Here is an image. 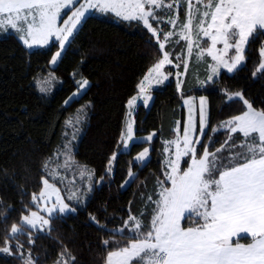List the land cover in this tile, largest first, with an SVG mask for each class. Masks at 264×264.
Instances as JSON below:
<instances>
[{"label":"snow or ice","instance_id":"1","mask_svg":"<svg viewBox=\"0 0 264 264\" xmlns=\"http://www.w3.org/2000/svg\"><path fill=\"white\" fill-rule=\"evenodd\" d=\"M197 5L203 6L193 9L192 0H184L187 6L185 20L179 22L178 35L186 41V47L191 54L194 45L199 49L197 60L206 52L213 63L205 81H200L201 86L207 82H214L221 69L227 73L238 70V66L245 61V48L249 38L256 32L264 33V0H196ZM179 0L165 4L164 0H0V31L9 28L15 30L18 38L28 48L33 46L48 45L55 38L60 50L52 55L50 63L56 64L65 45L74 41V32L77 26L86 18L89 10L99 13H114L117 18L127 22H142L143 25L158 40L160 34L165 39L174 35L173 31L158 33L153 23L163 21L158 15V10H176L175 16H170L167 23L175 25L179 18ZM69 9L71 15L59 24L62 10ZM195 35L196 40H193ZM70 37L72 41H70ZM207 38V47L200 46V39ZM217 45H222L218 48ZM165 44L159 43L163 49ZM260 62L256 71L264 74V46L259 48ZM232 52V55L229 53ZM179 59V57H178ZM169 53L165 51L147 74L137 85L138 93L132 96L127 104L128 108L136 104L137 100L147 106L151 100L148 94L153 83L162 84L168 79L163 69L166 64H172ZM180 67L179 64L176 65ZM187 71V63L184 64ZM182 73L177 72L179 77ZM51 76V74H49ZM255 75V72H253ZM51 80L37 82L41 93H47ZM87 79L77 81L78 95L88 85ZM178 91L181 82L177 81ZM231 100L233 96L243 100L246 110L222 122L219 128H211L210 133L223 131L228 139L220 148L209 151L207 144L201 143L208 127V116L205 109V97L199 98V132L193 117V103L195 99L188 96L183 103L188 105L189 115L186 124L181 129L177 122L178 133L171 141L165 142V170L164 179H157L159 188L157 199L148 197L153 204L151 220L144 225L142 218L128 216L123 221V227L109 231L111 235L129 236L128 243L121 246L118 241L105 239L102 241L106 250L110 244L112 250H107L105 264H264V109H256L243 98V94L225 93ZM72 98L70 97L69 100ZM69 101H65L67 104ZM87 106H85L86 108ZM120 135L124 149L129 147L135 139V120L131 111ZM87 118L84 108L78 110L75 125L78 126ZM78 127H74L73 138ZM233 134H242L241 142L226 148ZM155 133L142 137L145 142H150ZM212 141V136H208ZM63 146L65 155V168L68 167L70 158V145ZM174 146V151H171ZM197 146L200 148L198 153ZM238 149V150H233ZM149 148L145 147L135 157L137 162H142L148 157ZM187 157L188 159H185ZM116 160V153L109 158L106 174L112 173V165ZM182 165H187L183 167ZM48 171V162L45 163ZM53 179L56 174L50 173ZM87 175L89 181L93 173L85 168L80 172L81 180ZM129 180L135 179V174L129 168ZM63 179V178H61ZM103 180V177H101ZM71 183V182H70ZM44 190L39 195L33 194V201L38 204L44 202L41 209L48 218L39 215L37 211L24 215L21 225L13 224L10 233L5 237L4 246L0 252L11 253L13 247L20 254L23 264H34L31 253L23 252V244L18 237H27L29 244L33 243L31 232L43 230L50 225L52 213L75 212L55 184H50L48 179L43 180ZM92 190L91 183L86 189L80 191L73 187L66 188L69 192L67 200L80 202L81 197ZM52 194L55 201L48 205ZM143 215V214H141ZM91 219L103 228L96 221ZM27 228V231L24 229ZM241 234H248L250 242L241 243ZM11 240L17 242L13 245ZM57 264H69L74 261L70 256L63 258Z\"/></svg>","mask_w":264,"mask_h":264},{"label":"trees","instance_id":"2","mask_svg":"<svg viewBox=\"0 0 264 264\" xmlns=\"http://www.w3.org/2000/svg\"><path fill=\"white\" fill-rule=\"evenodd\" d=\"M261 46L264 33L258 31L249 40L245 64L232 75L223 72L206 88L194 91L184 84L178 91L171 81L155 90L151 108L139 106L134 117L137 135L155 133V138L151 143H136L129 152L119 153L114 173L106 174L104 163L93 165L89 150L82 152L78 142L74 143L75 118L82 108L87 112V122L96 114L93 97L106 83L127 82L135 87L139 84L163 56L164 50L159 48L155 36L142 22L123 21L110 12L93 14L82 23L58 65L51 68L57 43L47 49L29 50L16 34L0 33V247L4 246L11 226L21 225L22 217L35 210L32 197L41 192L43 180L60 187L58 180L51 179L49 171H45L46 162L48 168L52 165L67 173L64 181L78 172V164L86 163L96 168L97 185L86 194L85 203L75 213L53 216L45 231H32V244L23 235L18 241L23 244L25 255L31 253L34 264H57L61 254L65 260L69 254L74 258L69 264H105L107 250H112L113 245L106 250L102 241L114 240L123 246L129 236L127 231L124 236H113L104 229L123 227L130 214L142 218L144 225L151 220L153 204L148 197L157 199V179H164V158L168 155L163 148L165 142L178 134L177 122L182 134L184 97L204 95L208 99L210 120L204 141L210 142L208 136H212L209 151L220 148L228 139L222 130L212 134L210 129L246 110L243 100L234 96L229 100L226 92H240L254 108L264 109V74L253 75L261 59L258 51ZM174 48L175 53L182 48L189 69L196 49L189 54L183 39ZM181 70L184 71V66ZM81 79L88 80V89L80 98L69 100L78 91L77 81ZM45 80H51L50 90L41 93L37 82ZM241 139L242 134H233L225 147L238 145ZM69 141L70 158L65 168L63 146ZM149 145V161L144 165L135 162L137 154ZM118 149L119 144L115 151ZM105 150L100 154L107 159L113 149ZM129 168L135 179L123 188ZM93 216L103 228L91 219ZM249 241V238L240 240ZM0 264H23V261L13 247L11 253L0 252Z\"/></svg>","mask_w":264,"mask_h":264},{"label":"rangeland","instance_id":"3","mask_svg":"<svg viewBox=\"0 0 264 264\" xmlns=\"http://www.w3.org/2000/svg\"><path fill=\"white\" fill-rule=\"evenodd\" d=\"M80 2L83 3V0H80ZM164 2H165V4H168V3H172L173 0H164ZM179 5H180V7H179V18H178V21L176 22L175 25L167 23L170 16L176 15L175 9H172L170 11L167 10L166 8L162 9V10H158V15L163 22L160 24H155L154 22H152L153 27L157 29L158 33H161V30H162V33H167L169 31L174 32V35L172 37H168L167 39H165V36L163 34H160L159 40L155 37L159 43L163 42L165 44V47L168 46L167 50L165 49V47L163 48V50H164V52L167 51L169 53V58L173 61V63L172 64H166L164 69H163V71L166 74H169L168 79L165 80L162 84L153 83L151 85L148 94L152 98L148 102V105L145 106L142 103V100L138 99L136 104L132 107V109H129L127 102L132 96L137 95V93H138L137 86L135 87V86H133V84H130L127 82H125V83H118V82L106 83L104 86H102L96 92V94L93 97L94 102H95L96 114L91 116L90 117L91 119H89L88 122L86 121L87 119H85L82 124H80L78 126L73 125V127L79 128V130L75 133V137L73 140L74 143L78 142V144H79L78 148L81 147L82 152L89 150V156L88 157L90 158V162L93 165L94 164L99 165V164L104 163V166L102 168H104L105 171H106V168L108 167L109 158L113 155V153H116V160H117L119 153L129 152L131 150L133 144L144 143L145 141L143 139H140V138L146 137L149 135V134L142 135V136L137 135V133H136L137 132L136 121H135L134 128H135V137L137 139H135L134 142H130L129 147L127 149H124L123 144L120 141V135H121V132L124 128L125 121L129 118L128 117L129 111H131V113H132L131 118L135 120V118H134L135 112L138 110L139 106L142 105L147 110L150 109L152 104H153L154 98H155L154 91L159 89L160 87L166 85L167 83H169L171 81H174L177 85V81L179 80L181 82V89H182L183 85L186 84L187 88L194 90V91L206 88L209 84L213 83V82H207V83L203 84V86H201V84H200V81H205L206 76L209 72V66L213 63V61L211 60V57H209L207 55L206 52L204 53V55L199 60H197V52L199 49L195 45L192 49V50L196 49L194 52L195 58L193 60L192 66L189 69L187 68L186 72L181 70V67L184 66V64L186 63V60H184V56L182 53L183 50H182V48L178 49V53H175L177 51H175L174 47H175V44L178 43L179 40L182 39L178 35V33L180 31L179 22H182L185 20V11H186L187 6L184 4V0H179ZM192 6H193V9H195L196 7H200L202 10V8H203L202 4L197 5L196 0H192ZM98 13L99 12L94 10V9L89 10V12L86 13V18L93 15V14H98ZM68 15H71V11L69 9L62 10L61 18L59 21V24L61 26L63 24V20L67 19ZM85 19L82 20L81 24L77 26L78 30L80 29V27H81L82 23L85 21ZM78 30L76 32H74V36L78 32ZM6 32H11V33H14L18 36V34L15 32V30H12L10 28L7 31H0V33H6ZM250 38H249V40H250ZM71 40H72V38L70 37V41ZM193 40L194 41L196 40L195 35L193 36ZM205 41H207V38L202 37L200 39L199 43H200L201 47H207V44H210V41H208L207 44L205 43ZM53 43H57L55 41V38H53V40L50 41L48 45L33 46L32 48H28L25 45V47L29 50L47 49L50 46H52ZM69 44L70 43L65 45V48L61 53V57L58 58L57 63L54 65L50 63L51 68H55L58 65V63L60 62L61 58L63 57V55H64ZM217 47L220 48V47H222V45H217ZM247 47H248V45L245 48V57H246ZM58 50H60V49L58 48L56 51H58ZM232 54H233L232 52L229 53V55H232ZM178 57H179V59H178ZM245 62H246V59L244 62H242L241 65L238 66V69L240 67H242L245 64ZM177 64L180 65L179 68L176 67ZM177 72H180L182 74L179 77H177V75H176ZM223 72L227 73L226 70L221 69L220 75ZM235 72L228 73V74L232 75ZM260 73L261 72L256 71L254 76H257ZM220 75H219V77H220ZM218 78H215L214 81ZM87 89L88 88L86 86L85 89L81 90L78 95H75V96L73 95L71 100L80 98L86 92ZM191 96L195 98L192 101V103H193V113L192 114H193V117H194V120L196 123L197 132H199V98L201 97V95H199V96L191 95ZM202 96L206 98L205 99V109H206L207 116H208V127L205 129V135L203 137H201V143L207 144L208 147H210L211 146L210 142L204 141L205 136L209 130V120H210V118H209V103H208L207 97L204 95H202ZM235 98H238V97H235ZM184 99H187V97H184L183 101H184ZM183 106L185 108V122H184V125H185L187 122V119H188L189 110H188V105L183 103ZM84 126H85V129L83 131ZM217 128H219V127H217ZM154 138H155V135L153 136V139ZM153 139H152V141H153ZM152 141H150V143ZM118 144H119V149L117 151H115V148L117 147ZM147 147L149 148V154H148V157H146L144 161L139 162V163H141V165H144L145 163H147L151 157V153H150L151 146L149 145ZM105 149L107 151L113 149L112 153H109L107 159H105V156H103L102 153L100 154V152H103V150H105ZM197 149H198V153H199L200 152L199 146H197ZM185 159H188V158L185 157ZM116 160L113 162V165H112V169H113L112 173H114V170H115ZM135 162H137V161L135 160ZM185 166H187V165H185ZM85 168L88 170V172L93 173L90 181H89L87 175H85L83 180H81L80 172ZM77 169H78V172L71 179H66V181H64L63 179L65 178V175H67V173L63 172L62 169L61 170L56 169V167L52 166V165H50L48 168L49 176L51 179H53V177L50 173L54 172L56 174L55 180H58L60 187L56 186V185L55 186L60 190V194L65 198L64 202L69 203L72 208L76 209V211H77V207L84 204L85 201L88 199L87 195L89 192H87V195L81 197L80 202H77L75 200H72V201L67 200L69 192L65 191V189L66 188L71 189L73 187V184H74L76 189L83 191L84 189H86L88 184L91 183L92 190H93L94 187L97 185V183L95 181L96 177H97V171H96V168L94 166L86 164V163L78 164ZM112 173H110V174H112ZM61 178H63V179H61ZM127 180H129V178ZM49 183L53 184L52 182H49ZM129 183H127V184L124 183L123 188H126ZM99 185H100V183L98 184V186ZM42 190H44V184H43ZM53 201H55V194L51 195V197L48 201V205L51 206V203ZM34 203H35L36 207H35V210H33V211H37L39 215H42V216H45V218H48L47 214L44 213L43 211H41V209L44 206V202H39L38 204H36V202H34ZM75 212L66 211L65 213H59V212L54 211L52 213V217L55 215H58V214L59 215H68V214H72ZM27 215H29V214H27ZM48 226H45L44 229L40 230V231H45L48 228ZM24 230L27 231V228H25ZM33 231H37V230H33ZM9 243H11L13 245L15 244L14 240L9 241ZM2 253H4V252H2Z\"/></svg>","mask_w":264,"mask_h":264},{"label":"crops","instance_id":"4","mask_svg":"<svg viewBox=\"0 0 264 264\" xmlns=\"http://www.w3.org/2000/svg\"><path fill=\"white\" fill-rule=\"evenodd\" d=\"M241 236L243 237V238H249L250 239V237L248 236V234H241ZM250 242V241H249ZM241 243H243V242H241Z\"/></svg>","mask_w":264,"mask_h":264}]
</instances>
